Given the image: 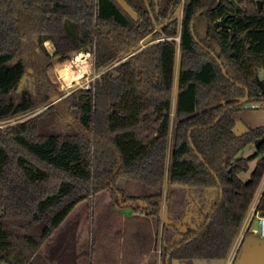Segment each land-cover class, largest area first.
Returning a JSON list of instances; mask_svg holds the SVG:
<instances>
[{"label": "trees", "instance_id": "trees-1", "mask_svg": "<svg viewBox=\"0 0 264 264\" xmlns=\"http://www.w3.org/2000/svg\"><path fill=\"white\" fill-rule=\"evenodd\" d=\"M8 1L0 8V120L50 105L0 127V264H34L75 207L105 190L116 205L179 230L166 264L226 259L264 178V141L255 144L264 124L239 134L233 117L247 93L264 102L257 0H237L241 9L231 0H159V10L156 0H126L138 21L115 0ZM181 2L182 18L173 19ZM150 35L158 41L137 48ZM47 40L61 63L95 46L103 70L95 87L52 103L60 91ZM46 120L54 124L43 129ZM251 143L255 152L239 156ZM123 179L152 192L131 195ZM177 186L215 191L199 225L181 230L178 218H162ZM255 214L264 215V191Z\"/></svg>", "mask_w": 264, "mask_h": 264}, {"label": "rangeland", "instance_id": "rangeland-1", "mask_svg": "<svg viewBox=\"0 0 264 264\" xmlns=\"http://www.w3.org/2000/svg\"><path fill=\"white\" fill-rule=\"evenodd\" d=\"M3 2L5 0H0L1 9H4ZM8 2L9 6L16 0ZM182 14L183 3L181 2L173 10L171 17L181 19ZM156 41L158 39L150 35L141 41L137 48L146 47ZM45 46L49 53L54 56L56 52L54 42L47 40ZM75 55L76 52L73 51L71 58L73 59ZM58 58L59 56H54L55 62L48 70L51 79L56 82L60 91L55 102L72 93L64 96L66 92L60 88V72L63 63L58 61ZM124 59L125 57L122 58V60ZM263 72L261 70L260 75ZM49 105L0 120V127L4 128L34 117ZM172 115L174 117V113ZM233 117L236 121V132L244 133L250 128L264 124V107L245 108L242 106L235 111ZM53 124L46 120L42 126L45 129L52 127ZM255 149V144L251 143L240 151L239 156L248 157L255 152ZM253 168L254 163H251L249 170L242 172L240 177L247 181ZM121 182L131 195H148L152 192L148 186L134 180L123 179ZM175 188L176 191L170 196L168 195L169 199L165 202L163 216L169 214L178 218L181 230L190 222L196 223V226L199 225L203 219L202 215L199 214L202 210L207 211L209 209L204 206L207 204V200L204 199L203 192V195L199 193L205 189L184 186ZM114 200V195L105 190L78 204L71 215L50 237L49 241L41 246L32 257L31 262L34 264H141L138 260V253L135 251L142 249L145 254L150 251L149 262L145 264H166L168 248L182 238L179 230H176L174 226L164 228L162 223L158 226L144 213L135 214L123 208L113 207ZM245 221V226L251 228V232L248 233L249 229L246 230L242 239L241 252L251 253L254 257L253 264H264V237L258 232V220L249 214ZM239 235L237 239H239ZM118 253L125 256V259H122L120 263H118L120 261L117 256ZM132 260L133 262L127 263V261ZM226 262L225 259H174L171 264H226Z\"/></svg>", "mask_w": 264, "mask_h": 264}, {"label": "built area", "instance_id": "built-area-1", "mask_svg": "<svg viewBox=\"0 0 264 264\" xmlns=\"http://www.w3.org/2000/svg\"><path fill=\"white\" fill-rule=\"evenodd\" d=\"M75 52L76 55L74 56V58H71L70 60L64 62L61 66L62 68L60 72V88L66 92L64 96L79 88H94L96 80L100 77L101 73L103 72L99 71L95 65V46L93 48L81 49ZM119 62H115L109 68H112ZM260 76L264 79V72ZM257 220L259 224L258 232L261 236L264 237V215H258Z\"/></svg>", "mask_w": 264, "mask_h": 264}, {"label": "crops", "instance_id": "crops-1", "mask_svg": "<svg viewBox=\"0 0 264 264\" xmlns=\"http://www.w3.org/2000/svg\"><path fill=\"white\" fill-rule=\"evenodd\" d=\"M264 71V70H263ZM263 191H264V178H263V180L261 181V184H260V186H259V188L257 189V192H256V195H255V198H254V200H253V203H252V206H251V208H250V210H249V213H248V215L249 214H251L252 215V217H254L256 214H255V212H256V206H257V204H258V201H259V199H260V197H261V195H262V193H263ZM202 192H203V194H204V199H206L207 200V205L208 204H210L211 202H213L214 201V196H215V191L213 190V189H205L204 191H200L199 193H201L202 194ZM202 194V195H203ZM113 205V207H117V208H123V209H126L127 211H130L131 213H135V214H137V213H139V212H136L132 207H130V206H125V207H120V206H118V205H116L115 203H113L112 204ZM248 215H247V217H248ZM257 216H258V214L256 215V218H257ZM151 219V218H150ZM152 220V219H151ZM246 220V219H245ZM153 221V220H152ZM244 226L242 225V227H241V229H240V231L241 232H239V239H237L238 238V236H237V238H236V240H235V242H234V244H233V247H232V249H231V251H230V253H229V255L227 256V258L225 259L227 262H226V264H236V262H237V259H238V257H239V254H240V252H241V245H242V239H243V237H244V234H246V230H250L249 232H251V228H249L248 226L246 227L245 226V224H246V221H244ZM246 227V228H245ZM248 232V233H249ZM150 247H152V246H150ZM151 249V248H150ZM136 253H138V260H139V263H141V264H145V263H148L149 262V252L150 251H147L146 252V254L144 253L145 251H143L142 249L141 250H137V251H135ZM135 253V254H136ZM124 255V254H123ZM122 254H117V256H118V258H119V262L118 263H120L121 262V260L122 259H125V256H123ZM136 257V256H135ZM134 257V258H135ZM142 257H143V260H142ZM130 262H133V260L132 261H127V263H130Z\"/></svg>", "mask_w": 264, "mask_h": 264}, {"label": "water", "instance_id": "water-1", "mask_svg": "<svg viewBox=\"0 0 264 264\" xmlns=\"http://www.w3.org/2000/svg\"><path fill=\"white\" fill-rule=\"evenodd\" d=\"M122 8L123 10L135 21L139 20V15L138 13L133 9V7H131L129 5V3L126 0H115ZM234 4H236L238 9H241L240 4H238L237 0H231ZM257 7L259 10L264 9V2L263 0H257ZM156 4H157V10H159V0H156ZM230 17V15L225 16L224 18H222L221 20H218L215 22V27L216 28H220V27H224L227 26V20ZM143 48V47H142ZM141 49V48H140ZM139 49V50H140ZM135 53V52H134ZM132 53V54H134ZM131 54V55H132ZM128 57H126L125 59H127ZM256 80L261 88V93L264 94V79L260 76V74L256 75ZM56 101V99H54V102ZM242 106H244L245 108L248 107H264V102H249L248 101V93L246 94V96L242 99L241 101ZM216 122V121H215ZM264 141V136L261 138H258L255 141L256 145H259L261 142ZM162 215V218L165 219V216ZM169 256L167 257V260H169ZM254 261V257L251 253L248 252H240L239 257L237 259L236 264H253Z\"/></svg>", "mask_w": 264, "mask_h": 264}]
</instances>
